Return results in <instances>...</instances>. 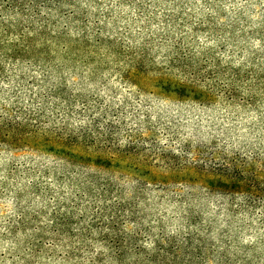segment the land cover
Here are the masks:
<instances>
[{
    "label": "rangeland",
    "instance_id": "rangeland-1",
    "mask_svg": "<svg viewBox=\"0 0 264 264\" xmlns=\"http://www.w3.org/2000/svg\"><path fill=\"white\" fill-rule=\"evenodd\" d=\"M6 3L0 264H264V0Z\"/></svg>",
    "mask_w": 264,
    "mask_h": 264
},
{
    "label": "trees",
    "instance_id": "trees-1",
    "mask_svg": "<svg viewBox=\"0 0 264 264\" xmlns=\"http://www.w3.org/2000/svg\"><path fill=\"white\" fill-rule=\"evenodd\" d=\"M0 1H1V0H0ZM4 1L7 2V3H6L7 5L12 6V5L15 3L16 0H10V1H9V0H3V2H4ZM0 7H1V5H0Z\"/></svg>",
    "mask_w": 264,
    "mask_h": 264
}]
</instances>
